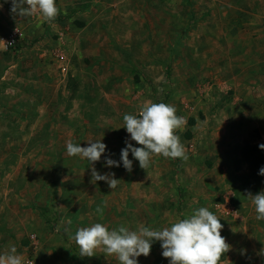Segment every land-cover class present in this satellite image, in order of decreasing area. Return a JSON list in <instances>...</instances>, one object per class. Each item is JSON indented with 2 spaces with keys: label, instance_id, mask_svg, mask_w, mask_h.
Here are the masks:
<instances>
[{
  "label": "rangeland",
  "instance_id": "obj_1",
  "mask_svg": "<svg viewBox=\"0 0 264 264\" xmlns=\"http://www.w3.org/2000/svg\"><path fill=\"white\" fill-rule=\"evenodd\" d=\"M0 5V39L21 34L0 45V254L14 245L23 262L119 264L100 249L79 256L76 231L161 230L205 207L230 245L219 264H264V220L248 197L264 191L261 128L249 134L250 32L264 27V0H56L51 22ZM146 102L185 119L187 159L153 156L144 170L130 152L128 172L123 116ZM89 141L106 144L94 167L115 173L116 189L67 155L68 142ZM138 264L170 262L154 242Z\"/></svg>",
  "mask_w": 264,
  "mask_h": 264
},
{
  "label": "clouds",
  "instance_id": "obj_2",
  "mask_svg": "<svg viewBox=\"0 0 264 264\" xmlns=\"http://www.w3.org/2000/svg\"><path fill=\"white\" fill-rule=\"evenodd\" d=\"M5 2L11 3V13L19 18L39 13L44 20L51 22L58 14L56 0ZM159 79L163 80V77ZM123 121V128L129 134L130 141L141 146L134 147L129 140L125 141L126 147L121 150V162L128 172L133 169V161L129 159L130 152L144 170L149 167L153 156L187 159L184 146L176 135V131L186 121L176 115L175 107L165 103L146 102L137 114H124ZM87 143V147H81L68 142L67 155L79 156L90 163L91 183L104 181L111 190L116 189L120 180L115 178V173L101 175L94 167L105 154L106 144L102 141ZM259 148L264 150V144H260ZM121 162L108 158L105 163L107 167H120ZM259 175L264 176V167L259 170ZM248 197L255 206L256 219L264 220V191L256 195L249 193ZM221 205L216 204L217 208ZM222 229L220 219L207 208L200 207L189 217L161 230L142 227L138 231H132L125 226L109 230L102 223H95L90 227L79 228L74 235V241L78 246L79 256L90 258L100 249L106 256H114L119 264H138L139 257L150 255L154 242L160 243L162 256L170 264H219L224 253H228L230 249V245L221 235ZM259 255H264V250ZM0 264H23V257L17 254L14 245H10L6 252L0 254Z\"/></svg>",
  "mask_w": 264,
  "mask_h": 264
},
{
  "label": "crops",
  "instance_id": "obj_3",
  "mask_svg": "<svg viewBox=\"0 0 264 264\" xmlns=\"http://www.w3.org/2000/svg\"><path fill=\"white\" fill-rule=\"evenodd\" d=\"M253 21V20H252ZM252 26L255 25L251 22ZM251 41L255 48L249 49V134L261 128L260 134L264 141V27L261 30L252 29ZM258 42V43H257ZM39 264H78L76 260L65 257H53L45 255L44 260Z\"/></svg>",
  "mask_w": 264,
  "mask_h": 264
},
{
  "label": "built area",
  "instance_id": "obj_4",
  "mask_svg": "<svg viewBox=\"0 0 264 264\" xmlns=\"http://www.w3.org/2000/svg\"><path fill=\"white\" fill-rule=\"evenodd\" d=\"M20 36H21V34H20L19 30L18 31L17 30L11 31V33H9L8 35H6L0 39V45L5 50L11 49L12 47H14L16 45ZM32 238H35V237L32 236ZM23 264H36V263L32 258H28L23 262Z\"/></svg>",
  "mask_w": 264,
  "mask_h": 264
}]
</instances>
